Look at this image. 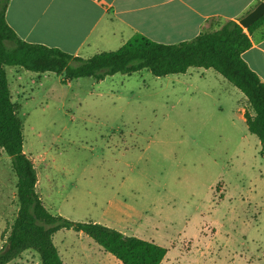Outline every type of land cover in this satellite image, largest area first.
<instances>
[{"label": "rangeland", "instance_id": "1", "mask_svg": "<svg viewBox=\"0 0 264 264\" xmlns=\"http://www.w3.org/2000/svg\"><path fill=\"white\" fill-rule=\"evenodd\" d=\"M7 73L51 213L155 242L168 250L162 264H264L261 143L240 114L244 95L217 72L143 70L68 85L56 73ZM0 167L7 226L17 178L1 149ZM54 243L67 264H122L73 230Z\"/></svg>", "mask_w": 264, "mask_h": 264}, {"label": "trees", "instance_id": "2", "mask_svg": "<svg viewBox=\"0 0 264 264\" xmlns=\"http://www.w3.org/2000/svg\"><path fill=\"white\" fill-rule=\"evenodd\" d=\"M10 1L0 0V149L11 159L19 209L14 222H8L1 235L5 246L0 251V264H9L26 251L36 252L41 264H65L54 243V236L61 230L82 233L122 264H162L168 250L155 242L127 236L96 222H73L48 210L37 190L38 170L25 152L21 107L12 100L7 68L56 73L62 75L64 85L80 78L100 82L117 74L131 76L143 70L155 77L186 74L192 68L214 70L247 99L246 125L249 133L259 139L260 155L264 157V82L242 57L253 47L251 36L264 26V16L248 29L229 21L176 45L135 34L116 51L84 59L20 39L6 21Z\"/></svg>", "mask_w": 264, "mask_h": 264}, {"label": "crops", "instance_id": "3", "mask_svg": "<svg viewBox=\"0 0 264 264\" xmlns=\"http://www.w3.org/2000/svg\"><path fill=\"white\" fill-rule=\"evenodd\" d=\"M261 1L11 0L6 21L23 41L58 48L88 59L101 50L121 48L135 34L167 45L191 41L226 22H239ZM251 38L253 47L242 57L264 82V26L254 31ZM243 99L247 101L245 96ZM240 114L244 116L245 112ZM2 173L4 171L0 167V201L4 199L0 218V251L5 246L1 235L6 227L7 204H11L3 191L9 180ZM58 251L60 254L59 248ZM73 258L75 264H81L76 257ZM9 264H41V258L34 251H26Z\"/></svg>", "mask_w": 264, "mask_h": 264}, {"label": "water", "instance_id": "4", "mask_svg": "<svg viewBox=\"0 0 264 264\" xmlns=\"http://www.w3.org/2000/svg\"><path fill=\"white\" fill-rule=\"evenodd\" d=\"M264 16V0H262L252 11H250L239 23L248 29ZM10 246H8V249Z\"/></svg>", "mask_w": 264, "mask_h": 264}]
</instances>
